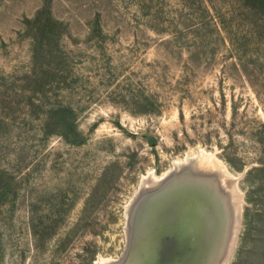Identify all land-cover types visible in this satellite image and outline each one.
<instances>
[{
	"label": "rangeland",
	"instance_id": "rangeland-1",
	"mask_svg": "<svg viewBox=\"0 0 264 264\" xmlns=\"http://www.w3.org/2000/svg\"><path fill=\"white\" fill-rule=\"evenodd\" d=\"M200 154L240 201L216 264H264V0H0V264L121 260Z\"/></svg>",
	"mask_w": 264,
	"mask_h": 264
},
{
	"label": "bare ground",
	"instance_id": "bare-ground-1",
	"mask_svg": "<svg viewBox=\"0 0 264 264\" xmlns=\"http://www.w3.org/2000/svg\"><path fill=\"white\" fill-rule=\"evenodd\" d=\"M226 177L200 154L144 181L129 207L127 253L105 264H216L222 252L230 257L224 232L230 220L236 232L240 201Z\"/></svg>",
	"mask_w": 264,
	"mask_h": 264
},
{
	"label": "water",
	"instance_id": "water-1",
	"mask_svg": "<svg viewBox=\"0 0 264 264\" xmlns=\"http://www.w3.org/2000/svg\"><path fill=\"white\" fill-rule=\"evenodd\" d=\"M150 139V142L152 143L153 141H154V139L153 138H149ZM237 217H238V212H237ZM237 222H238V219H237ZM234 240V237H232V241ZM232 244H233V242H232ZM231 244V245H232Z\"/></svg>",
	"mask_w": 264,
	"mask_h": 264
}]
</instances>
